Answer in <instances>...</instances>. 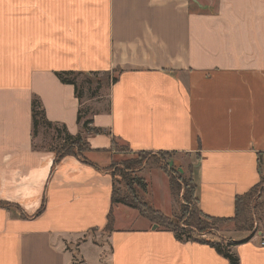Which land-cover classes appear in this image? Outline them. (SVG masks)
Here are the masks:
<instances>
[{"label": "crops", "instance_id": "0c3cea01", "mask_svg": "<svg viewBox=\"0 0 264 264\" xmlns=\"http://www.w3.org/2000/svg\"><path fill=\"white\" fill-rule=\"evenodd\" d=\"M65 71L78 86L100 81L107 104L91 126L106 133L77 123L83 99L58 78ZM33 96L47 120L85 138L89 163L52 166L36 147ZM113 140L130 157L167 152L191 174L202 213L232 216L234 198L264 177V0H0V264H229L125 205H112L105 229L110 167L127 158ZM141 169L143 196L172 213L166 173ZM255 228L223 222L215 234L248 238L231 248L238 264H264V215ZM89 245L101 251L90 257Z\"/></svg>", "mask_w": 264, "mask_h": 264}, {"label": "trees", "instance_id": "16d2710c", "mask_svg": "<svg viewBox=\"0 0 264 264\" xmlns=\"http://www.w3.org/2000/svg\"><path fill=\"white\" fill-rule=\"evenodd\" d=\"M78 75L79 73L72 71L57 73L58 78L63 83L74 85L75 95L78 97L79 103H81L83 99L82 93L85 92L84 89H86L87 92L90 88L89 85L92 84V82L89 78L84 80V82L78 86L76 82ZM115 80L114 77L111 79L112 82ZM84 83L86 84V87L82 86ZM96 85L97 86L93 91L99 92L101 88L99 80L96 82ZM30 110L32 135H36L37 129L40 125L47 128H53L58 134L56 138L60 142L49 147V150L54 155L52 166H55L65 156H74L84 163H89L84 156V152L88 151L90 146L80 133L71 135L66 131L64 125H59L47 120L41 101L36 96H33L31 99ZM92 114V110L89 108H83L81 104L77 111V123L80 124L85 132L100 133L103 130L91 126ZM114 142V140L111 142V146L115 145ZM156 155H158V157L159 155L168 156V153L157 152L151 154L140 151L131 157L124 158L111 165V167L115 168L118 172L117 174L112 173L113 177L118 175L120 180L124 182V186L119 188L115 187V184L112 183L110 193L111 207L107 212L105 229L110 230L112 228V205L122 204L135 209L141 216L147 218L152 223L157 224L162 229L171 231L178 240L206 243L213 247L218 254L226 258L229 264H238V257L232 252L231 248L235 244L246 241L248 238H243L241 240L227 239L223 236L216 235L215 230L217 229L218 224L230 222L238 231L247 232L249 235L255 233L256 228L253 226L255 222H252L250 219L249 204L251 203L257 186L263 181V178H261L259 183L253 186L249 191L242 195H237L234 198L232 216L227 218L214 217L204 214L199 210L197 206V197L195 196V183L191 174L188 173V176L185 179L180 175V172L177 169L173 171L174 167H170L164 159L166 166H162L161 169L168 176L171 193L178 197L181 192V196H179L178 211L174 212L172 215H166L144 199L143 194L147 191V183L141 176L136 174V171L142 166L144 160L148 157H155L156 159ZM261 157L262 154H259V160ZM175 172L177 175H175ZM0 205L6 206L7 204L0 201Z\"/></svg>", "mask_w": 264, "mask_h": 264}, {"label": "rangeland", "instance_id": "374dc122", "mask_svg": "<svg viewBox=\"0 0 264 264\" xmlns=\"http://www.w3.org/2000/svg\"><path fill=\"white\" fill-rule=\"evenodd\" d=\"M89 86H90L89 90L87 92L83 91L84 93H82V97H83L82 107L83 108H87L88 106H90L89 107L90 110H95V109H98V108L101 109V108L105 107V105L107 104L106 103L107 102V94L106 93H101L102 90L100 92H94L93 90L97 86L94 83L90 84ZM84 87H86V86H84ZM103 89L106 90L105 87ZM88 99H89V101H88ZM88 104H90V105H88ZM101 133H106V132L105 131H101ZM35 136H36L35 144H36V147H38V148H47V149H49V147L51 145L58 144L60 142L56 138L58 136V134L54 131V129L53 128L44 127L43 125H40L38 127ZM114 144L115 145L111 146V149L114 152H121V153H123L124 156H127V158L130 157V155H131L130 152H132V151H129V149L127 147L119 145L116 142H114ZM156 157H157L156 159H155V157H151V158L148 157L146 160H144L142 162V166L140 168H142L141 169V173L143 174V176L144 175L147 176L149 174H152V173L156 172L157 170L160 171L159 174H161V172L163 173V170L161 169V167L162 166H166L165 165V160L167 161V159H168L167 157L168 156L159 155V157H158V155H156ZM161 158H163V159H161ZM113 163H116V162H113ZM170 167H174L173 171L178 169L175 165H170ZM170 167H169V169H170ZM179 171H180V175L186 179L187 176H188L187 172H183L181 170H179ZM110 172L111 173H116V174L118 173L116 171V169L112 168V167H110ZM136 174H137V172H136ZM165 175L167 176V174H165ZM175 175H177L176 172H175ZM114 184H115V187H119V188H122L124 186V182L120 180V177L118 175H115V177H114ZM180 193H179V196H181ZM171 196L173 198V204L175 206L173 212H176V211H178V205H179L180 197L179 196L177 197V196H174V195H171ZM148 197H149V195L147 197L145 196L144 199L150 202ZM157 198L161 199L162 195L161 194H157ZM123 208H124L123 209L124 212H126V213L130 212V213H133V214H138L137 211H135L132 208H129L127 206H125ZM166 211L167 212H164L166 215H172V213H173V212L170 213L168 208H167ZM126 213H124V214H126ZM249 214H250V217H251L250 218L251 221L256 223V225L254 223L253 226H257L258 221H260L261 218L264 215V177H263V181L257 186V188L255 190V193H254V196L252 197L251 203L249 204ZM117 215H118V213H117ZM136 216H138V218H141L139 215H136ZM120 225L121 224H119V222H118L117 226H120ZM89 246L90 247L85 248V252L90 257L92 256V254H94V253L98 254V252L101 251L99 247L97 248V247L92 246V245H89ZM93 250H94V253H93Z\"/></svg>", "mask_w": 264, "mask_h": 264}, {"label": "built area", "instance_id": "2783aa9c", "mask_svg": "<svg viewBox=\"0 0 264 264\" xmlns=\"http://www.w3.org/2000/svg\"><path fill=\"white\" fill-rule=\"evenodd\" d=\"M261 243L264 244V238L261 240Z\"/></svg>", "mask_w": 264, "mask_h": 264}, {"label": "water", "instance_id": "95a60500", "mask_svg": "<svg viewBox=\"0 0 264 264\" xmlns=\"http://www.w3.org/2000/svg\"><path fill=\"white\" fill-rule=\"evenodd\" d=\"M155 227H156V225L154 224V225H153V228H155Z\"/></svg>", "mask_w": 264, "mask_h": 264}]
</instances>
